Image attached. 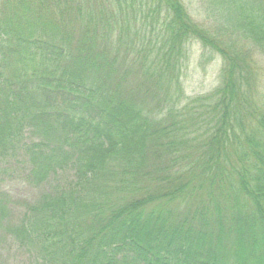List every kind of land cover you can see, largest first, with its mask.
<instances>
[{
	"label": "trees",
	"instance_id": "16d2710c",
	"mask_svg": "<svg viewBox=\"0 0 264 264\" xmlns=\"http://www.w3.org/2000/svg\"><path fill=\"white\" fill-rule=\"evenodd\" d=\"M203 5L0 0V184L21 151L33 185L71 176L18 220L0 187V244L27 264H264V0ZM193 42L222 66L188 97Z\"/></svg>",
	"mask_w": 264,
	"mask_h": 264
},
{
	"label": "rangeland",
	"instance_id": "374dc122",
	"mask_svg": "<svg viewBox=\"0 0 264 264\" xmlns=\"http://www.w3.org/2000/svg\"><path fill=\"white\" fill-rule=\"evenodd\" d=\"M195 20L201 21L210 13L205 10L203 0H183ZM190 59L183 74V85L188 97L206 94L219 83V73L222 60L212 53L205 54L201 61L203 49L198 42L190 46ZM259 68L264 74V58L259 61ZM2 166L5 168L1 177V189L9 200V206L14 211V219L18 220L25 212V206L38 199L42 191L54 189L59 185H66L71 181L70 172L60 173L57 178L35 186L28 181V165L22 156V151L14 158L7 159ZM15 220V221H16ZM0 244V264H27L29 253L12 239H5Z\"/></svg>",
	"mask_w": 264,
	"mask_h": 264
}]
</instances>
